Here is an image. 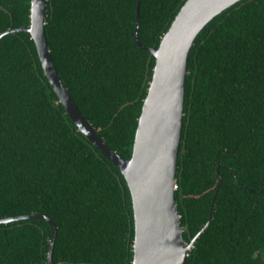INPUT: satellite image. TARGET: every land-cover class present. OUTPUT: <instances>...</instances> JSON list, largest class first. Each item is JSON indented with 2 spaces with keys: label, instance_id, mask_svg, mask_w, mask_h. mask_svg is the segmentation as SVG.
<instances>
[{
  "label": "trees",
  "instance_id": "16d2710c",
  "mask_svg": "<svg viewBox=\"0 0 264 264\" xmlns=\"http://www.w3.org/2000/svg\"><path fill=\"white\" fill-rule=\"evenodd\" d=\"M137 1H46L63 85L125 158L155 64L135 39ZM184 2L141 0L140 43L157 47ZM30 3L0 0V33L29 25ZM183 110L174 195L186 242L215 197L186 264H264V0H240L198 33ZM29 214L55 223L56 264H132L124 175L78 130L21 30L0 39V218ZM51 233L41 218L0 223V264H49Z\"/></svg>",
  "mask_w": 264,
  "mask_h": 264
},
{
  "label": "water",
  "instance_id": "95a60500",
  "mask_svg": "<svg viewBox=\"0 0 264 264\" xmlns=\"http://www.w3.org/2000/svg\"><path fill=\"white\" fill-rule=\"evenodd\" d=\"M27 26L8 28L27 31L52 88L66 113L85 137L124 175L132 200L134 238L132 264H186L189 251L200 233L209 225L214 211L213 198L209 218L189 241L183 238L177 201L174 195L177 159L183 116L185 77L189 52L204 26L223 10L240 0H185L157 47H147L138 38L141 0L136 5L135 39L155 58L147 94L135 132L132 154L125 158L114 151L71 99L56 70L45 35L46 1L30 0ZM219 168H217L218 171ZM220 183L222 178L219 175ZM24 218H41L52 228L47 254L49 264H56L52 254L57 234L55 223L41 214L0 218V223Z\"/></svg>",
  "mask_w": 264,
  "mask_h": 264
},
{
  "label": "built area",
  "instance_id": "2783aa9c",
  "mask_svg": "<svg viewBox=\"0 0 264 264\" xmlns=\"http://www.w3.org/2000/svg\"><path fill=\"white\" fill-rule=\"evenodd\" d=\"M174 188H177V185L176 184H174Z\"/></svg>",
  "mask_w": 264,
  "mask_h": 264
},
{
  "label": "clouds",
  "instance_id": "9594fccd",
  "mask_svg": "<svg viewBox=\"0 0 264 264\" xmlns=\"http://www.w3.org/2000/svg\"><path fill=\"white\" fill-rule=\"evenodd\" d=\"M175 184H176V182H175ZM176 188H174V190H175Z\"/></svg>",
  "mask_w": 264,
  "mask_h": 264
}]
</instances>
